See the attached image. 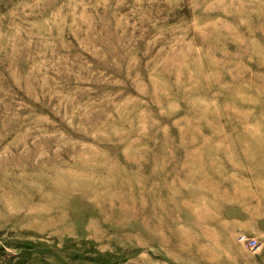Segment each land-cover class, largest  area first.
<instances>
[{
  "label": "rangeland",
  "instance_id": "374dc122",
  "mask_svg": "<svg viewBox=\"0 0 264 264\" xmlns=\"http://www.w3.org/2000/svg\"><path fill=\"white\" fill-rule=\"evenodd\" d=\"M0 264H264V0H0Z\"/></svg>",
  "mask_w": 264,
  "mask_h": 264
},
{
  "label": "built area",
  "instance_id": "2783aa9c",
  "mask_svg": "<svg viewBox=\"0 0 264 264\" xmlns=\"http://www.w3.org/2000/svg\"><path fill=\"white\" fill-rule=\"evenodd\" d=\"M255 242V240L254 241H252V243H254ZM256 243V242H255Z\"/></svg>",
  "mask_w": 264,
  "mask_h": 264
}]
</instances>
